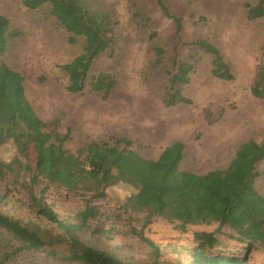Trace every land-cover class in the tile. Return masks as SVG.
Here are the masks:
<instances>
[{"label": "rangeland", "instance_id": "rangeland-1", "mask_svg": "<svg viewBox=\"0 0 264 264\" xmlns=\"http://www.w3.org/2000/svg\"><path fill=\"white\" fill-rule=\"evenodd\" d=\"M168 11L181 18L176 32L174 20L167 17L156 0H83L96 14H107L113 20V41L91 63L85 87L69 92L67 74L60 68L80 54L84 37L75 43L50 11V4L30 9L22 0H0V15L9 20L7 46L0 53V63L24 77L26 96L43 121H57L58 131H69L65 148L75 151L88 140L125 137L128 148L146 158H157L173 140L184 144L179 169L204 173L226 167L238 146L247 140L259 141L264 133V98L249 90L257 63L264 66V15L246 18L245 3L256 0H162ZM152 32L157 35L150 37ZM204 38L214 44L229 64L231 80L211 74L212 56L189 43ZM165 48L161 64L153 63V46ZM175 54L194 69L186 84H179L188 103L166 105L165 70L172 68ZM107 72L115 80L104 94L90 89L92 78ZM46 128H38L35 141ZM17 155L12 140L0 144V161L9 162ZM35 150H30L31 162ZM33 163V162H32ZM260 172L256 189L264 196V159L256 164ZM26 173L8 174L0 180V210L23 222H35L51 233L55 224L29 208L24 182ZM42 183L34 187L39 196ZM134 193L128 183L119 182L106 189V195L91 200L102 215L89 220L79 239L134 264H191L194 247L200 244L198 233L213 232L211 224L168 222L152 217L146 222V211L125 210L122 205ZM63 220L77 221L85 201L80 195L67 193L51 185L43 196ZM142 231L158 248L153 249L133 234ZM233 231L224 226L215 233L212 248L204 244L209 255H233L245 264H264V251L248 250L245 243L228 237ZM6 264H76L52 257L45 250L22 251Z\"/></svg>", "mask_w": 264, "mask_h": 264}, {"label": "trees", "instance_id": "trees-1", "mask_svg": "<svg viewBox=\"0 0 264 264\" xmlns=\"http://www.w3.org/2000/svg\"><path fill=\"white\" fill-rule=\"evenodd\" d=\"M24 6L35 9L45 3L60 25L69 33L68 41L75 43L84 37L83 51L60 68L68 76L66 89L81 92L92 61L111 45L114 22L107 14L92 12L83 0H22ZM162 12L174 20L176 32L181 30V18L172 15L162 0H156ZM246 18L257 19L264 15V0L255 4L245 3ZM9 20L0 15V53L7 46ZM157 35L152 32L150 37ZM211 54V74L219 79L231 80L233 74L219 49L207 39L198 38L189 43ZM264 52V43L262 45ZM153 63L161 64L165 48L153 46ZM194 67L176 54L172 68L165 70L167 91L164 103L174 105L188 103L179 84L189 81ZM115 80L107 72H99L91 82L92 91L107 94ZM250 93L264 98V66L257 63L249 87ZM47 133L35 135L38 128ZM70 139L69 131H58L57 121H43L29 102L24 77L7 64L0 63V144L12 140L17 155L9 162L0 161V180L6 175L26 173L29 179L24 188L29 198V208L40 217L55 224L59 233L54 234L35 222H23L0 210V264H6L22 251L45 250L52 257L76 264H134L122 260L112 253L86 244L79 239L80 232L89 220L102 215L91 203L94 198L106 195V189L119 182L134 188L122 205L125 210L146 211V222L152 217H161L168 222L211 224L217 222L213 232H200V244L192 250L191 264H245L233 255H209L204 244L212 248L217 242L215 233L224 226L233 231L228 237L245 243L248 250L264 251V196L256 189L255 180L260 172L256 164L264 159V133L262 138L242 142L234 156L224 168H214L204 173L179 169L183 158L184 144L173 140L165 146L157 158H146L128 148L130 140L111 137L109 140H88L75 151L65 148ZM34 146L35 156L31 162L30 150ZM42 183L39 196L34 187ZM51 185L64 188L67 193L80 195L85 201L77 221L61 219L53 208L44 202L43 196ZM133 234L158 254L157 245L131 228ZM152 264H157L156 259Z\"/></svg>", "mask_w": 264, "mask_h": 264}]
</instances>
